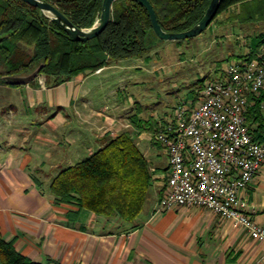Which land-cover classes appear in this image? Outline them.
<instances>
[{
	"label": "crops",
	"instance_id": "obj_1",
	"mask_svg": "<svg viewBox=\"0 0 264 264\" xmlns=\"http://www.w3.org/2000/svg\"><path fill=\"white\" fill-rule=\"evenodd\" d=\"M118 62L57 86L47 84L43 76L14 85L30 110L20 112L15 104H10L13 109H0V226L4 237L15 240L17 248L32 260L47 264H264V242L250 237L232 220L200 206L160 210L169 171L167 151L159 146L157 153L165 158L155 163L148 155L149 145H155L152 130L133 123L134 112L120 119L108 112L109 105L99 107L93 101L94 91L105 85L94 77L117 68ZM73 116L80 125H72ZM24 118H31L36 127L33 132L25 131ZM131 129L141 133L139 144L146 146L145 154L155 169L147 205L133 223L85 209L75 212L74 206L54 202L48 185L62 167L88 157L102 147L108 135ZM82 135L90 143L88 149L78 151L84 142ZM46 165H52L50 176ZM245 196L254 219L264 225V164Z\"/></svg>",
	"mask_w": 264,
	"mask_h": 264
},
{
	"label": "trees",
	"instance_id": "obj_2",
	"mask_svg": "<svg viewBox=\"0 0 264 264\" xmlns=\"http://www.w3.org/2000/svg\"><path fill=\"white\" fill-rule=\"evenodd\" d=\"M47 1L79 27L90 28L100 18L104 0ZM151 2L165 30L182 32L203 18L211 0ZM233 7H237L231 14L233 19L264 20V0H224L215 19ZM118 11L119 18L116 17ZM150 32L156 35L150 14L137 0H116L108 27L87 41L73 38L38 6L25 0H0V76L39 69V76H44L47 84L57 86L80 74H90L114 62L147 54L151 49L147 44ZM250 38L256 41L251 53L254 55L264 45V33ZM222 67L219 63L220 71ZM205 81L202 80L200 86ZM198 97L196 89L192 99L197 101ZM251 99L254 104L248 111V122L253 127L254 137L264 140V92L260 97L252 95ZM138 118L134 114L133 123L136 124ZM156 127L143 129L153 132ZM140 134L131 129L116 136L108 135L102 147L88 157L62 167L48 185L54 202L74 206L75 212L85 209L98 216L133 223L145 209L155 182V169L138 141ZM39 185L42 188L43 182ZM0 264L47 263L32 260L21 252L15 240L4 237L0 226Z\"/></svg>",
	"mask_w": 264,
	"mask_h": 264
},
{
	"label": "built area",
	"instance_id": "obj_3",
	"mask_svg": "<svg viewBox=\"0 0 264 264\" xmlns=\"http://www.w3.org/2000/svg\"><path fill=\"white\" fill-rule=\"evenodd\" d=\"M252 51L250 45L249 53L199 86L197 101L183 99L160 118L151 138L169 157L161 211L204 207L264 242V225L245 196L264 164V140L254 137L248 122L251 96L264 92V45Z\"/></svg>",
	"mask_w": 264,
	"mask_h": 264
},
{
	"label": "rangeland",
	"instance_id": "obj_4",
	"mask_svg": "<svg viewBox=\"0 0 264 264\" xmlns=\"http://www.w3.org/2000/svg\"><path fill=\"white\" fill-rule=\"evenodd\" d=\"M235 9L237 7L231 8L229 12H223L201 34L179 42L161 39L150 32L147 44L151 49L147 54L123 59L116 63L119 64L117 68L106 70L94 77L98 78L99 82L100 80L105 82L100 91L98 88L94 91L95 105H100L99 107L109 105L111 108L108 112L119 115L120 119L121 116L134 112L139 117L137 125L156 127L157 118L173 111L181 100L192 97L193 91L201 85L202 80L215 77L222 71L217 70L219 63L224 66L227 61L240 59V55L249 51L250 45H255L256 41L253 42L250 37L264 33V20L243 22L241 19H233L231 14ZM116 17H120L119 11ZM126 66L129 68L126 69ZM33 72L9 76L17 79L29 76ZM4 77L0 76V109L3 110V107L13 109L14 105L10 104H15L16 109L26 113L30 108L26 106L22 96L24 94H21L17 86L5 85L2 81H6ZM3 86L10 89L7 90ZM114 89L116 92H113ZM24 121L26 124L22 126H25V131L31 129L33 132L36 129L32 126L31 118H24ZM72 125H80L79 119L75 116ZM7 127L11 129L9 125ZM82 136L84 142L78 151L89 147L88 136ZM142 146L143 150L147 151L146 146L144 144ZM149 147H152L151 152L147 153L155 163L165 158L162 154L158 155L157 152L161 151L158 145L150 144ZM44 167L50 176L48 173L52 172V165Z\"/></svg>",
	"mask_w": 264,
	"mask_h": 264
},
{
	"label": "water",
	"instance_id": "obj_5",
	"mask_svg": "<svg viewBox=\"0 0 264 264\" xmlns=\"http://www.w3.org/2000/svg\"><path fill=\"white\" fill-rule=\"evenodd\" d=\"M26 2L38 6L46 16L50 17L61 26L75 39L80 41L91 40L99 36L109 25L112 17L113 3L116 0H104L103 7L100 18L97 20L94 26L90 28H81L76 25L67 15H65L57 6L52 4L47 0H25ZM143 4L151 17L152 26L154 32L158 37L164 40L179 41L191 37H195L202 32H204L210 24L214 21L216 16L219 13V10L224 2V0H211V3L206 10L203 18L196 23L192 28L182 31V32H170L163 28L161 25L157 12L152 4L151 0H137ZM40 73V70L37 69L35 72L29 76H24L21 78H12L7 75L4 79L13 85L28 83L32 79L36 78Z\"/></svg>",
	"mask_w": 264,
	"mask_h": 264
}]
</instances>
